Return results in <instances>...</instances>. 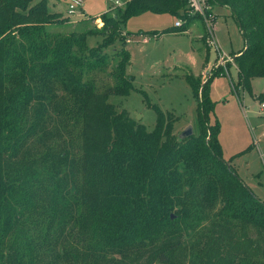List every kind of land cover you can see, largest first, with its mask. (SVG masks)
<instances>
[{"label":"trees","instance_id":"trees-1","mask_svg":"<svg viewBox=\"0 0 264 264\" xmlns=\"http://www.w3.org/2000/svg\"><path fill=\"white\" fill-rule=\"evenodd\" d=\"M209 3L227 7L237 24L245 46L235 87L248 90L264 78V0ZM113 11L100 16V29L65 34L55 28L66 18L47 0H0V264H107L147 249L151 262L175 264L191 238L201 248L192 264H264V203L224 160L219 123L208 118L209 84L225 70L204 82L187 76L199 128L190 138L173 136L175 119L155 107L147 131L108 102L134 89L127 20L152 13L183 21L154 36L182 33L200 17L187 0H127ZM90 36L102 41L89 48ZM116 41L120 49L105 54ZM105 73L112 83L99 87ZM51 113L74 131L53 147Z\"/></svg>","mask_w":264,"mask_h":264},{"label":"rangeland","instance_id":"rangeland-1","mask_svg":"<svg viewBox=\"0 0 264 264\" xmlns=\"http://www.w3.org/2000/svg\"><path fill=\"white\" fill-rule=\"evenodd\" d=\"M51 13H59L66 22L55 31L69 34L71 31H85L103 26L101 15L114 14V7L123 8L127 0H83V7L69 15L68 0H47ZM118 2L119 5H115ZM212 6V5H211ZM215 8V10H214ZM230 10L222 6H212L215 16L213 40L215 47H209L205 25L199 19L193 20L182 33L149 36L153 32L173 30L175 21L179 20L167 14L155 15L144 13L127 20L122 27L126 36L125 47L130 53L128 73L132 76L133 90L126 97L112 96L108 102L118 112L124 110L129 117L143 125L147 131L155 127L156 113L154 107L165 115L172 116V134L178 137L188 126L193 134H198L197 101L192 93L187 76L204 82L216 72L225 70L223 75L215 76L209 84V97L214 104L208 118L211 123H219L218 141L224 160L229 161L237 175L250 188L254 195L264 203V111H261L260 95H264V78H253L249 89L235 87L237 83L236 58L245 46L236 22ZM217 16V17H216ZM193 30V31H192ZM102 37L87 38L89 48L95 47ZM121 44L116 41L104 50L112 56ZM219 55L228 56L232 61L220 60ZM114 62L112 63V67ZM99 87L112 83L107 73L97 74ZM101 89V88H100ZM58 100L66 98L62 89L55 91ZM61 119L51 113V120L46 126L45 134L50 147L69 140L71 126L55 121ZM53 131V132H52ZM76 132L78 130H75ZM51 133L53 136H51ZM257 230L248 226V236L254 241ZM191 238V234L187 239ZM186 237H181L184 241ZM185 250L177 252L173 258L175 264L197 263L195 256L200 247L194 238ZM195 244V246H194ZM147 250H133L125 255L108 258L107 264H161L151 262ZM193 257L191 260L190 258Z\"/></svg>","mask_w":264,"mask_h":264},{"label":"built area","instance_id":"built-area-1","mask_svg":"<svg viewBox=\"0 0 264 264\" xmlns=\"http://www.w3.org/2000/svg\"><path fill=\"white\" fill-rule=\"evenodd\" d=\"M189 14L197 15L200 17V20L203 22L207 32V42L209 47H215V42L213 40V31H214V20L215 16L212 13V6L209 3V0H187ZM115 5H119L118 2H115ZM83 7V0H68L67 2V13L69 15L73 14L76 11H80ZM183 21L177 20L174 23V27L182 26ZM126 42H129L127 40ZM220 60L227 59L231 60L228 56L219 55ZM261 109L264 108V103L260 106Z\"/></svg>","mask_w":264,"mask_h":264},{"label":"water","instance_id":"water-1","mask_svg":"<svg viewBox=\"0 0 264 264\" xmlns=\"http://www.w3.org/2000/svg\"><path fill=\"white\" fill-rule=\"evenodd\" d=\"M191 136H193V129L191 126H188L187 128H185L180 134H179V138L180 139H186V138H190ZM171 217H173L171 215Z\"/></svg>","mask_w":264,"mask_h":264},{"label":"crops","instance_id":"crops-1","mask_svg":"<svg viewBox=\"0 0 264 264\" xmlns=\"http://www.w3.org/2000/svg\"><path fill=\"white\" fill-rule=\"evenodd\" d=\"M227 8V7H226ZM228 9V8H227ZM214 10H215V8H214ZM230 12V11H229ZM217 17V16H216ZM216 19V18H215ZM174 26V25H173ZM186 31H190V30H188V29H186ZM193 31V30H192ZM185 32V31H184ZM240 33V32H239ZM244 49V48H243ZM240 89V87H238V89L237 90H239ZM261 111L263 112L264 111V108L263 109H261ZM243 181V180H242ZM244 182V181H243Z\"/></svg>","mask_w":264,"mask_h":264}]
</instances>
